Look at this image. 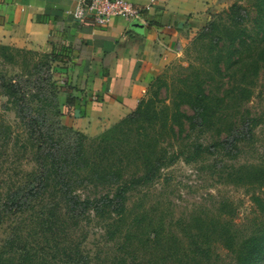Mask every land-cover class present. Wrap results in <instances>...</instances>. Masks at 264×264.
<instances>
[{"label":"trees","instance_id":"trees-1","mask_svg":"<svg viewBox=\"0 0 264 264\" xmlns=\"http://www.w3.org/2000/svg\"><path fill=\"white\" fill-rule=\"evenodd\" d=\"M256 6L258 13L253 18L248 8L233 4L228 11L214 17L201 36L202 41L208 40L212 45L209 58L214 71L219 76L226 73L231 83L236 82L237 86L233 83L225 95L231 99L238 93L248 97V80V86H254L264 68V0H257ZM11 51L10 47L0 46L5 59L11 57L8 55ZM160 81L155 79L137 108L92 139L90 146L86 144L88 137L72 128L59 126L45 130L39 127L38 119L30 118L29 146L23 152L32 151L36 169L29 174L31 185L25 191L21 188L0 199V217L8 210L17 214L36 211L43 245L35 246V240L21 241L20 261L3 257V253L0 264H103L94 261L87 252L85 235L77 240L73 237L74 232H83L80 224L86 216L110 223L106 232L108 239L118 244L119 264H153L152 259L145 262L139 256L140 252L150 254L152 249L153 253L165 255L164 264H210L218 243L233 255V264H264V221L243 236L221 220H211L206 226L207 222L198 218L189 227L193 228L197 221L196 232L189 229L182 232L181 252H175L170 247L172 241L165 239L159 229L146 228L144 212L136 214L133 209L132 213L127 207L131 190L153 185L161 178L162 171L180 157L186 156V161L193 163L203 154H211L210 146L202 144L194 145L190 154L171 153L174 143L191 139L195 131L215 130L219 137L231 131L220 125L226 122V106L224 98L209 90V84L214 82L196 75L191 83L186 82L187 90L179 91L167 104L161 98L165 83ZM3 85L6 96L22 113L26 94L13 83ZM33 98L47 103L39 95ZM184 106L194 114L184 111ZM47 116L44 113L42 118L45 120ZM53 116L49 121L58 118L60 112ZM65 134H74L76 139L67 143ZM228 177H233L232 182L237 186L258 185L264 189L263 167L240 166ZM254 200L264 215V198L254 196Z\"/></svg>","mask_w":264,"mask_h":264},{"label":"rangeland","instance_id":"rangeland-1","mask_svg":"<svg viewBox=\"0 0 264 264\" xmlns=\"http://www.w3.org/2000/svg\"><path fill=\"white\" fill-rule=\"evenodd\" d=\"M256 2L257 0H234L233 4L238 3L248 8L254 18L258 13ZM230 8L231 6L225 11ZM225 11L213 15L209 21H199L186 27L178 38L179 50L166 55L154 80L159 79L161 83H165L162 84L164 87L161 98L167 104H170L179 91L187 90L186 82L191 83L196 75H203V78L214 82L209 84V90L224 98L226 106V122L220 125L222 129L231 131L223 132L221 137L215 130L195 131L191 139L180 144L174 143L171 153L184 151L190 154L194 145L202 144L205 147L210 146L211 154H203L198 162L193 163H188L186 156H182L173 165L165 168L161 178L153 185L137 187L127 195V207L130 211L134 213L133 209H136V214L144 212L146 228L149 231L159 229L165 239L172 241L170 247L175 252H181L183 242L180 239L184 238L182 232H187L188 229L196 232L197 221L193 228L189 227L190 222L198 218L204 223L207 222L206 226L210 225L211 220H221L243 236L252 233L255 225L264 221V215L258 210L259 205L254 200V196L264 198V189L258 185L255 188L249 185L237 186L232 182L235 179L228 177L230 173H236L240 166L264 168V68L254 86H248V80V97H241V93H238L231 99L225 95L233 83L237 86L236 82L233 80L231 83L226 73L219 76L214 71L209 58L212 45L208 40H201L203 32L207 31V25ZM8 55L11 57L5 59L0 52V199L21 188L25 191L31 185L32 178L29 174L36 169V164L31 150L23 152L24 147L29 146L30 118L38 119L39 127L45 130L53 127L57 129L59 126L70 128L64 119L69 110L65 107L70 93L66 84L68 78L65 68L57 63V58L39 51L17 52L16 49ZM4 83H13L26 94L22 113L18 112L17 104L6 96ZM34 95L47 99V103L37 101L33 98ZM183 110L190 115L194 114L188 106H184ZM56 111L60 112V116L55 117L54 121L57 123L53 125L54 121L49 120L54 118ZM44 113L49 116L46 121L42 118ZM86 136V144L89 146L91 140L98 137ZM64 138L67 143H71L76 136L65 134ZM36 215V211L17 214L15 210H8L2 213L0 255L5 253L3 257L14 258L18 263L21 259V241L35 240V246L43 245V232L38 227ZM89 217L83 218L80 224L83 232L76 231L73 237L77 240L80 236V239L83 238L82 235L86 236L85 247L94 261L119 264L118 244L110 241L106 232L110 223ZM153 250L147 255L140 252L139 256L145 262L152 259L153 264H164L162 258L165 255L160 252L153 253ZM51 254L49 251L50 256ZM126 256L131 257L128 254ZM233 261L231 253L219 243L215 245L210 264H233Z\"/></svg>","mask_w":264,"mask_h":264},{"label":"crops","instance_id":"crops-1","mask_svg":"<svg viewBox=\"0 0 264 264\" xmlns=\"http://www.w3.org/2000/svg\"><path fill=\"white\" fill-rule=\"evenodd\" d=\"M82 0H0V46L52 54L65 68V124L98 136L130 115L146 97L167 54L186 27L209 21L234 0H128L141 32L124 18L105 26L73 17ZM63 55V58H60Z\"/></svg>","mask_w":264,"mask_h":264},{"label":"built area","instance_id":"built-area-1","mask_svg":"<svg viewBox=\"0 0 264 264\" xmlns=\"http://www.w3.org/2000/svg\"><path fill=\"white\" fill-rule=\"evenodd\" d=\"M87 15L99 26L110 24L114 18H124L131 23L144 22L138 7L128 0H82L76 5L73 17L81 21Z\"/></svg>","mask_w":264,"mask_h":264},{"label":"water","instance_id":"water-1","mask_svg":"<svg viewBox=\"0 0 264 264\" xmlns=\"http://www.w3.org/2000/svg\"><path fill=\"white\" fill-rule=\"evenodd\" d=\"M133 29H134L135 31H137V32H141V30H142V25H141L139 22H135V23L133 24Z\"/></svg>","mask_w":264,"mask_h":264}]
</instances>
